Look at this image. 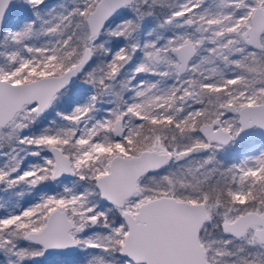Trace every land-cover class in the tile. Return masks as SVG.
<instances>
[{
  "label": "snow or ice",
  "instance_id": "1",
  "mask_svg": "<svg viewBox=\"0 0 264 264\" xmlns=\"http://www.w3.org/2000/svg\"><path fill=\"white\" fill-rule=\"evenodd\" d=\"M0 264H264V0H0Z\"/></svg>",
  "mask_w": 264,
  "mask_h": 264
},
{
  "label": "rangeland",
  "instance_id": "2",
  "mask_svg": "<svg viewBox=\"0 0 264 264\" xmlns=\"http://www.w3.org/2000/svg\"><path fill=\"white\" fill-rule=\"evenodd\" d=\"M50 3H55L56 0H49ZM257 144H259V141L256 142ZM243 147V146H242ZM241 148V147H240ZM244 148V147H243ZM239 155H242L245 151H247V149L245 150H239ZM56 185L52 184L51 187L48 186H42L38 191H36L35 193H26L24 198H21V203L24 202V200H35L39 195H41L43 192H50L52 188H55Z\"/></svg>",
  "mask_w": 264,
  "mask_h": 264
},
{
  "label": "trees",
  "instance_id": "3",
  "mask_svg": "<svg viewBox=\"0 0 264 264\" xmlns=\"http://www.w3.org/2000/svg\"><path fill=\"white\" fill-rule=\"evenodd\" d=\"M257 142H258V140H257ZM245 149H246V148H243V147L241 146V148H240V147L237 148V149L235 150V152H236L237 155H239V152H240L239 150L242 151V150H245Z\"/></svg>",
  "mask_w": 264,
  "mask_h": 264
}]
</instances>
